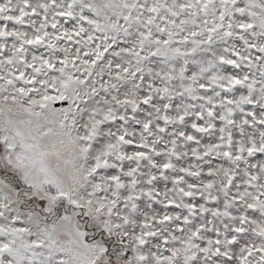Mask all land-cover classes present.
Segmentation results:
<instances>
[{
    "label": "rangeland",
    "instance_id": "rangeland-1",
    "mask_svg": "<svg viewBox=\"0 0 264 264\" xmlns=\"http://www.w3.org/2000/svg\"><path fill=\"white\" fill-rule=\"evenodd\" d=\"M0 264H264V0H0Z\"/></svg>",
    "mask_w": 264,
    "mask_h": 264
},
{
    "label": "water",
    "instance_id": "water-1",
    "mask_svg": "<svg viewBox=\"0 0 264 264\" xmlns=\"http://www.w3.org/2000/svg\"><path fill=\"white\" fill-rule=\"evenodd\" d=\"M85 228L88 229L87 224L85 225ZM100 234H101V237L104 238V237H105V235H104V234H105V230H104V229H101V230H100ZM86 237L89 238V234H87ZM94 237H95V236H93L92 238H94Z\"/></svg>",
    "mask_w": 264,
    "mask_h": 264
}]
</instances>
